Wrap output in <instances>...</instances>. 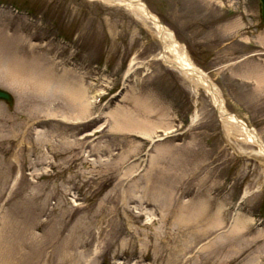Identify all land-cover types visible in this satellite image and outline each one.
Instances as JSON below:
<instances>
[{"label":"rangeland","instance_id":"1","mask_svg":"<svg viewBox=\"0 0 264 264\" xmlns=\"http://www.w3.org/2000/svg\"><path fill=\"white\" fill-rule=\"evenodd\" d=\"M141 1L264 143L259 1ZM161 54L121 5L0 0V88L15 99L0 101V264L264 263V157ZM72 81L83 114L59 88ZM118 109L153 142L115 126Z\"/></svg>","mask_w":264,"mask_h":264},{"label":"bare ground","instance_id":"2","mask_svg":"<svg viewBox=\"0 0 264 264\" xmlns=\"http://www.w3.org/2000/svg\"><path fill=\"white\" fill-rule=\"evenodd\" d=\"M101 1L108 4L121 5L127 8L131 13L136 15L139 19L148 22L153 27L156 35L158 36L161 42L162 45L161 58L163 59V61L166 64H168L170 67L178 71L181 75H183L184 78L188 80L189 83H191L196 90H200V89L204 90V92H206L210 96L214 106L216 107L219 113V116L223 119L224 123L234 127L237 130L238 134H240L246 142L256 145L258 149L256 154L262 155L264 157V143L261 141V138L259 137L258 133L254 129L250 128L245 122L240 120L236 115L226 112L223 105L222 96L218 88L211 80V78L208 76V74H206L204 71H202L199 67H197L193 63V61L188 56L187 52L184 50L183 46L176 40L173 33L164 24H162V22L157 18V16H155L154 14H152V12L147 10L148 7L144 2H142L141 0H101ZM41 76H42L41 78L37 76L38 78L36 77V81H34L35 91L38 94H44L45 92H47V90L50 87H52L53 84V82L49 77H46V75L44 74ZM80 85H81L80 82L72 81L71 83L62 84V87L59 88L63 89L66 98L72 101L73 106L76 108L77 112L79 111L81 114H83L87 110V104H86V96L80 90ZM135 102L137 104L139 100L136 98ZM119 109L117 110V113ZM134 113L135 112H131L130 110L126 109L124 113L122 114L121 112L118 113L119 115L117 117H114V114H111V116L113 115L114 117L112 118L114 125L118 126L119 124H121V122L119 121H124V123L121 125H123L124 127L131 126L132 129L130 130L132 131L137 130L138 133H141L142 130L144 129L153 128L152 126L145 127L146 124L145 119L140 118V116L136 118ZM157 193L161 195L164 192L158 189ZM181 213L183 215L179 221L182 224L187 221V218L185 219L186 216L185 214L187 213L185 206L180 210L179 215H181ZM219 220L220 218L215 216L212 223L214 224L216 223L217 227H219L221 224V221ZM244 223H245L244 218L237 217L229 231L237 235V233L242 230L241 227L243 226ZM257 235H259V233H257Z\"/></svg>","mask_w":264,"mask_h":264},{"label":"water","instance_id":"3","mask_svg":"<svg viewBox=\"0 0 264 264\" xmlns=\"http://www.w3.org/2000/svg\"><path fill=\"white\" fill-rule=\"evenodd\" d=\"M260 1V13H261V19L262 24L264 25V0ZM0 100L8 102L10 106L13 105V97L6 91L0 89Z\"/></svg>","mask_w":264,"mask_h":264}]
</instances>
